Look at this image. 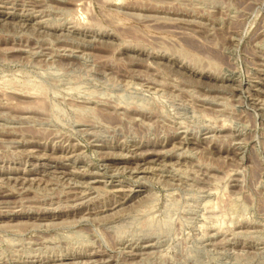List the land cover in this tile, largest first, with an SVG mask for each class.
I'll return each instance as SVG.
<instances>
[{"label":"rangeland","instance_id":"rangeland-1","mask_svg":"<svg viewBox=\"0 0 264 264\" xmlns=\"http://www.w3.org/2000/svg\"><path fill=\"white\" fill-rule=\"evenodd\" d=\"M0 264H264V0H0Z\"/></svg>","mask_w":264,"mask_h":264}]
</instances>
